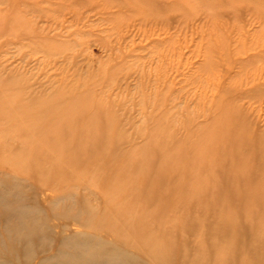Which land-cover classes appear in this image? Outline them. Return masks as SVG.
<instances>
[{
	"label": "rangeland",
	"instance_id": "obj_1",
	"mask_svg": "<svg viewBox=\"0 0 264 264\" xmlns=\"http://www.w3.org/2000/svg\"><path fill=\"white\" fill-rule=\"evenodd\" d=\"M226 111L264 143L257 0H0V205H21L23 189L52 236L66 230L29 264H52L40 260L78 233L143 264H260L262 209L227 201L205 214L178 186ZM68 195L94 215L54 217Z\"/></svg>",
	"mask_w": 264,
	"mask_h": 264
},
{
	"label": "bare ground",
	"instance_id": "obj_2",
	"mask_svg": "<svg viewBox=\"0 0 264 264\" xmlns=\"http://www.w3.org/2000/svg\"><path fill=\"white\" fill-rule=\"evenodd\" d=\"M257 1L263 8L264 0ZM212 122H214L213 127H209L211 131L207 136L200 140L199 144H194V157L190 166L199 170V173L193 175L187 184L178 185H183L181 194L183 201L190 208L204 207L206 212L203 213L205 214L218 210L219 203L223 205L224 202V206H229L227 201H230L232 206L238 205L241 211L243 209L248 212L252 211V214L259 212L257 208L264 211V206L260 205L264 196V170H261L260 173L257 172V167L264 168V143L255 139L254 136L250 138L252 131L246 120L243 121L242 116L238 114L226 111L214 118ZM228 169H230L231 177H220V172ZM253 179H257L254 186L251 184ZM18 184L21 185V188L23 187L22 184ZM2 187L4 195H8L10 182H5ZM17 195L21 202L18 207L13 208L9 203L0 205V264H17V262L23 264V261L25 264H29L41 249L43 253L48 250L52 251L61 230L62 232L66 231L65 226L58 225L55 232L57 234L52 236L51 225L47 221L49 220L48 215H44L45 211L41 205L39 203L29 205V201L25 200L23 189H20ZM70 198H72L71 195H68L61 201V204ZM74 202L75 204L68 201L69 205L66 203L67 206H65L67 212L54 217L59 216L61 221L75 219L80 222L84 217L88 216L89 218L94 215L84 205ZM261 213L264 214V212ZM223 219L232 222L234 215L225 210ZM91 230H93L92 227ZM96 235L98 238L101 236L99 233L95 235L78 233L67 236L61 240V245L66 246L69 251L59 249L58 252H53L50 257L48 256L47 260L42 254L44 261L40 260V262H52V264H143L133 254L118 248V246L110 249L108 245L110 241L97 240ZM48 242H51V245ZM218 257L217 254L216 258L218 259ZM260 264H264V255Z\"/></svg>",
	"mask_w": 264,
	"mask_h": 264
}]
</instances>
